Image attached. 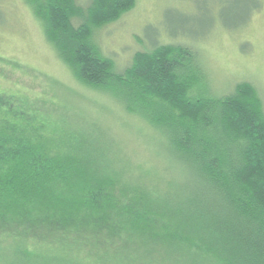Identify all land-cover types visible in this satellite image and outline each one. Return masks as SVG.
<instances>
[{
    "label": "trees",
    "instance_id": "trees-1",
    "mask_svg": "<svg viewBox=\"0 0 264 264\" xmlns=\"http://www.w3.org/2000/svg\"><path fill=\"white\" fill-rule=\"evenodd\" d=\"M24 1L77 83L117 107L129 141L68 103L4 93L0 264H264L255 86L214 92L200 53L164 35L118 68L94 32L135 0Z\"/></svg>",
    "mask_w": 264,
    "mask_h": 264
},
{
    "label": "rangeland",
    "instance_id": "rangeland-1",
    "mask_svg": "<svg viewBox=\"0 0 264 264\" xmlns=\"http://www.w3.org/2000/svg\"><path fill=\"white\" fill-rule=\"evenodd\" d=\"M241 21L245 24L235 28ZM162 35L167 37L162 43L175 41L200 53L214 92L248 81L264 101V0H135L132 10L96 30L94 40L121 69L143 51L139 40L146 38L149 44L143 45L149 47V39L158 41ZM0 92V99L11 92L45 109L58 101L68 103L69 109L75 106L91 120L100 119L120 141H129L113 127L118 124L112 119L122 116L117 107L104 94L77 83L24 0H0ZM133 129V135L142 131L135 124ZM145 133L137 136L146 140Z\"/></svg>",
    "mask_w": 264,
    "mask_h": 264
}]
</instances>
